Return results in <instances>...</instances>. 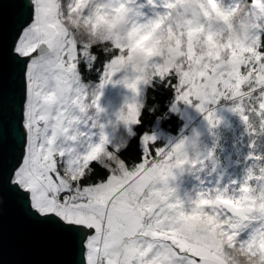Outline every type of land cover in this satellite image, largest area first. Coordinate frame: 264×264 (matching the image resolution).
<instances>
[{"label": "snow or ice", "instance_id": "1", "mask_svg": "<svg viewBox=\"0 0 264 264\" xmlns=\"http://www.w3.org/2000/svg\"><path fill=\"white\" fill-rule=\"evenodd\" d=\"M65 2L0 3V24L5 13L9 17L7 31L0 27V214L7 208L8 197H13L28 229L68 257L58 264H178L181 260L214 264L202 240L205 233L189 222L191 216L180 211L165 224L155 213L161 203L154 195L157 177L164 171L176 178L174 169L187 162V155L175 163L172 157L185 148L187 137L169 151L167 146L157 147L155 133H143L139 136L143 147L132 166L122 158L120 146L103 132L82 153L67 146L68 140L77 139L70 134L80 122L77 113L85 112L89 103L81 56L91 55L92 49L68 34L62 19ZM253 2L264 7V0ZM260 47L264 48V42ZM120 59L113 56L110 63ZM170 85L176 94L171 112H178L181 103H192L176 80ZM129 87L138 92L135 85ZM98 99L99 92L90 103L102 111ZM127 109L121 119L132 132L142 122L141 112L136 103L127 104ZM205 118L210 127L219 122L211 112ZM105 155L119 159L118 168L100 167ZM93 173L95 178L90 179ZM244 218L237 211L226 221L231 228L225 259L232 255L231 248L246 256L248 264H260L264 231L241 240ZM137 233H159L164 239L160 247L136 242L122 261L113 260L112 247L124 238L135 240Z\"/></svg>", "mask_w": 264, "mask_h": 264}, {"label": "clouds", "instance_id": "2", "mask_svg": "<svg viewBox=\"0 0 264 264\" xmlns=\"http://www.w3.org/2000/svg\"><path fill=\"white\" fill-rule=\"evenodd\" d=\"M68 5L71 7L69 8ZM208 9L205 11L204 9ZM76 9H81L77 12ZM87 9V15L84 10ZM217 4L200 3L199 0H108L107 3H99L97 0H67L63 9L65 15L62 19L67 27L68 34L77 43L87 49L99 46L104 52L112 53L113 56L124 59L116 63H110L111 58L105 61L104 71L100 73V80L104 84L116 83L122 85L127 92L126 99L119 110L114 114V125L125 126L121 116L128 114L127 104L136 103L139 106L141 115L148 107L147 90L156 89L159 84H163L166 76L157 69L156 64L170 59L174 55H179V46L182 38L187 37V55H193V47L199 48L201 53H206L212 58L219 52H223L225 60L228 53L223 50V44L235 42L236 48L241 52L245 46L251 47L257 43V38L264 34V7L253 0H232L228 7L220 3V10L217 11ZM151 12L152 15H148ZM191 13V19L188 14ZM211 14V15H210ZM206 24L202 30L201 22L205 19ZM183 28L186 31L180 32ZM174 32H180L175 35ZM87 37L85 40L84 37ZM223 42L220 48L212 41ZM176 47H172L173 42ZM124 45V47H120ZM164 52L165 55L159 58L154 53ZM247 59H255L254 56ZM187 63V61H182ZM245 62L241 57L233 55V59L226 67L229 69V76H237L238 83L231 86L235 94H240V79L238 67ZM194 64L199 65L200 57L196 56ZM219 65L213 63L215 69ZM89 67H91L89 65ZM260 72H264V64L259 65ZM218 77L214 76L213 79ZM247 81V77L244 78ZM171 81H168L170 83ZM250 83V82H249ZM129 85H135L138 92ZM257 87H264V76L257 79L256 84H252L249 92L242 95L250 96ZM99 92V86L92 87L88 97L91 100ZM232 97H229L231 99ZM155 100V96L152 97ZM256 103L249 105L247 111L233 105L232 111L241 117L245 125V133L249 136L250 145L258 146L257 142L264 138V91H260L255 98ZM157 106L148 107V110L155 113ZM89 110H92L91 112ZM99 111L92 103L87 104V109L79 113L80 120H93L94 125L101 119L97 115ZM215 115V112L212 111ZM167 117V113L156 115L157 120ZM219 122L217 123V125ZM148 133V132H145ZM197 137L188 144V149H183L180 157L184 154L188 157L190 150L192 161L198 167L188 169L191 175L201 184L200 173L207 172V177H211L215 172L217 164L214 155V147L205 149L199 145ZM143 147V146H141ZM118 155V154H117ZM248 167L245 169L243 183L240 187V196L237 203L243 207L239 209L240 215L246 216L251 213L253 219L264 220V160L261 156H250L245 159ZM119 159L113 158L110 168H118ZM258 170V171H257ZM206 177V178H207ZM170 175L164 171L157 177L155 197L165 203L167 207L175 212L184 210L182 199L175 192L171 191L173 181ZM255 180L256 184L250 183ZM219 188V181H217ZM227 191V187H225ZM171 201V202H170ZM196 203V201H193ZM195 211V209H193ZM136 243L135 240L124 238L116 243L111 249V255L115 259L125 256L128 248ZM233 256L239 259L240 264H248V261L241 258L238 250Z\"/></svg>", "mask_w": 264, "mask_h": 264}, {"label": "rangeland", "instance_id": "3", "mask_svg": "<svg viewBox=\"0 0 264 264\" xmlns=\"http://www.w3.org/2000/svg\"><path fill=\"white\" fill-rule=\"evenodd\" d=\"M107 2L108 0L103 1V3ZM199 2L208 3V0H199ZM221 2L224 4V7H228L232 3V0L229 2L211 0V3L217 4V11L220 10ZM204 10L207 11L208 9L206 8ZM149 15H152V13L149 12ZM187 18L191 19V13L188 14ZM207 19L208 18H205L201 22L202 30ZM185 31L186 30L183 28L180 29V32ZM180 32H174V34L179 35ZM261 35L257 38V43L255 45L251 47L245 46V49L242 52L236 48L234 41L223 44V50L228 53L227 60H225L223 52H219L215 57L209 58L207 57L206 53H201L199 48L195 46L193 47V55L188 56L187 37L185 35L182 38V42L179 46V55H174L170 59L163 62H158L156 64V69L161 74H165L170 70L179 68L178 73L180 74V87L184 94L187 95L192 101L191 104L181 103L179 111L173 112L183 121V128L179 134V137L175 138L160 131L154 132L157 136V140L164 141L165 147L167 146L169 151H171L172 147L181 139L188 137L192 129L197 125L201 118L205 117L212 111H214L215 116L219 118V124L215 127H210V124L207 126L203 137L198 139L199 145L205 149H211L213 148V145H215V147L218 145L222 137L229 136L230 138L231 135L236 136L232 140L235 142L239 141L240 145H243L241 143L243 140L249 141V136L245 133V125L241 117L236 115L231 109L233 105H239V107L247 111L249 105L255 103L253 98H249V96L242 94L244 93V89L249 91L251 85L257 83L258 77L264 76V72H260L259 70V65L264 64V51H260ZM212 42L217 45V48H220L221 44L223 43H218L215 39ZM172 47H176L175 41L173 42ZM164 55V52L154 53V56L157 58ZM233 55L241 57L245 61L238 67L239 79L242 82H240V94L235 95L231 86H234L238 83V78L235 75L229 76V69L226 67L231 63ZM196 56L200 57L199 65L193 63ZM252 56H254L255 59H247L248 57ZM185 60L187 63L182 62ZM213 63L219 66L214 69ZM214 76L218 78L214 80ZM245 77H247V81H244ZM260 91H264V87H257L251 93H259ZM126 96L127 92L123 86L114 82L104 84L102 88H99L98 104L99 108L102 106L100 108L102 111H99L97 115L100 116L101 119L97 122V125H94L93 120H88L86 118L80 120L78 125L70 130V134L77 136V139L75 141L68 140L67 146H71L78 152L82 153L89 142H98L102 132L106 134L111 141L113 134H115L114 114L123 105ZM229 97L232 98L229 99ZM198 106L202 107L203 111L198 110ZM78 114L79 113H77V115ZM101 125H103V128L100 127ZM123 128L129 132L126 126H123ZM191 141L186 143L184 149H188V144ZM192 155L193 153L189 150V159L187 162H185L182 167L174 169L176 178L172 182L173 187L175 188L177 195L183 201V212L192 217L189 222L197 228H200L205 233V236L202 237V240L205 242L206 252L212 259L222 264H226L221 255V246L218 241V235L221 232H224V234L227 236V233L231 228V224L226 223V221H230L231 218L226 217L225 212L222 210L213 209L211 205L210 208H207L205 198H203L199 205H196L190 199V196H188V192H191L192 187H188L187 185L190 184L191 181H195L201 185L200 181L196 180L195 177L188 171V169H191L194 166H199L197 163L192 161ZM214 155L216 157L217 167L211 177H207V172H204L203 184H206L204 191H208V187L211 182L215 181L217 183V181H219V199L226 202L227 200H234L237 207H242V205L237 203V201L241 194L240 187L243 183L246 168H242V174H228L227 170L223 169L222 166L224 154L222 153V155L218 157L214 152ZM178 159H183L180 157V154L173 155L172 163H175ZM243 166L246 167L245 164L240 167ZM233 170L234 169H232V171ZM250 183L254 184L256 181L253 180ZM225 187H227V191H225ZM161 209H163V211H161ZM193 209H195V211ZM155 213H158L162 223L166 224L177 212L169 209L165 203L161 202L160 206L155 209ZM204 213H209L210 217L214 218L215 221L220 219L222 221L221 224H215L211 226L206 225L202 216ZM150 219L151 217H149V220ZM244 223L246 224V227H244L240 232L239 238H241V240H248L249 236L255 233L257 230L264 231V220L253 219L251 213L247 214L246 221ZM134 239L139 245L143 247H147L149 245L160 247L164 238L159 233L156 236L140 235L137 233L134 235ZM111 258L119 262L122 261L125 256H119L115 259L113 256H111ZM262 259L264 261V258ZM184 262L185 261L181 260L178 263L180 264Z\"/></svg>", "mask_w": 264, "mask_h": 264}, {"label": "trees", "instance_id": "4", "mask_svg": "<svg viewBox=\"0 0 264 264\" xmlns=\"http://www.w3.org/2000/svg\"><path fill=\"white\" fill-rule=\"evenodd\" d=\"M105 0H97V2L103 3ZM224 2H229L230 0H220ZM67 4V0L65 2ZM70 8L71 6L68 5ZM85 15H87V9L84 10ZM149 15V12H148ZM84 39L86 40L87 37L85 36ZM261 42H264V34L261 35L260 38V45ZM124 47V45H121ZM261 48V47H260ZM92 53L91 55H82L81 61L83 64L82 68V77L86 81L87 89L90 92L92 87L99 86L101 84L100 80V73L104 71L105 68V61L107 59H110L112 57V53H106L104 52L98 45L91 48ZM260 51H264V48H261ZM163 53V52H162ZM124 59L123 57H121ZM120 59V60H122ZM89 65L91 67H89ZM179 69V68H178ZM177 68L174 70H170L168 73L162 74L166 76V80L163 84H159L156 87L155 90L152 88H149L147 90V96H148V107L157 106L156 112L153 113L148 110V107H146L143 110V115H141V124L138 125L136 128L132 130V132H127L123 126H115V134H113L111 138V142L113 145H119L121 152H123V159L126 160L127 164L129 166L134 165L137 162V155L140 152L141 144L139 142V136L142 135L145 132L148 133H154L156 131L163 132L164 134L170 135L172 137H179L180 132L183 128V121L181 118L178 117V115L174 114L170 111L171 105L175 100V90L174 87L168 83V81H172V83H175V80L177 81V86L180 87V74L178 73ZM247 89H244V93H247ZM258 93L254 92L251 93L249 98H253L254 102L256 103L255 98L257 97ZM155 96V100L152 99V97ZM88 101H91V97H88ZM102 106H100L101 108ZM90 112L92 110H89ZM141 112V111H140ZM164 113H167V117L162 120H157L156 115H163ZM236 137L231 135L222 137V139L219 141L218 145L214 147V152L217 154L218 157L224 154L222 166L223 169H226L228 174L232 175H239L242 174V168H247L248 164L245 162V159L247 157H254L256 155L261 156L262 160H264V138L259 140L257 142L258 146L253 148L252 145H250L249 141L243 140L241 143L243 145L239 144V141H233L232 139ZM241 140V139H240ZM94 141V140H92ZM235 144V145H234ZM157 147H165L164 141H156ZM113 157H110L108 155H105L100 161V167L107 168L111 165ZM243 164H245L246 167H240ZM232 169H234L232 171ZM95 172L99 171V168L94 170ZM258 171V170H257ZM201 179L204 178V172L200 173ZM90 179L95 178L94 173L90 174ZM197 184V185H196ZM253 184V183H252ZM256 184V183H254ZM217 183L211 182V184L208 187V191H204V187L206 184H201L191 181L190 184H188V187H192L191 192H188L190 196V199L192 201H196V205H199L203 198H205V203L207 204V208H210V205H213L214 200L218 199L220 197V190L216 187ZM227 202L232 203L233 205L236 204L234 200H227ZM236 206V205H235ZM213 208V207H212ZM214 209V208H213ZM226 217L231 218L227 214H225ZM204 218V222L206 225H220L221 220L215 221L214 218L210 217L209 213H204L202 215ZM241 239V238H240ZM218 241L221 246V255L223 260L226 262V264H229V260L233 262V264H240L239 259L237 257L233 256V254L226 260L225 259V253L224 248L226 245H229V241L227 236L224 234V232H221L218 235ZM230 247V246H229ZM230 251L233 253L236 250H232L230 248ZM240 253V252H239ZM241 254V253H240ZM241 258L248 261V258L241 254ZM179 264V263H178ZM180 264H186L180 263ZM260 264H264L263 259L260 260Z\"/></svg>", "mask_w": 264, "mask_h": 264}, {"label": "water", "instance_id": "5", "mask_svg": "<svg viewBox=\"0 0 264 264\" xmlns=\"http://www.w3.org/2000/svg\"><path fill=\"white\" fill-rule=\"evenodd\" d=\"M2 2L3 0H0V3ZM8 24L9 17L5 13L0 27L6 32ZM205 117L201 118L193 128L187 137V143L194 137L198 139L203 137L209 125V121ZM212 206L214 209L223 210L232 218L241 208L219 198L214 200ZM65 259L68 257L54 245L43 237L34 235L28 229L19 205L13 197L9 196L6 210L0 214V264H58L59 261ZM213 262L214 264H222L214 259Z\"/></svg>", "mask_w": 264, "mask_h": 264}]
</instances>
